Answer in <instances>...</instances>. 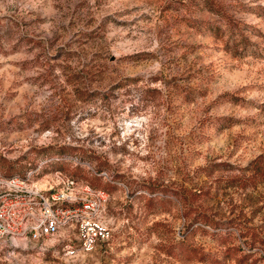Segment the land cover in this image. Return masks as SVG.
Listing matches in <instances>:
<instances>
[{
	"label": "rangeland",
	"instance_id": "374dc122",
	"mask_svg": "<svg viewBox=\"0 0 264 264\" xmlns=\"http://www.w3.org/2000/svg\"><path fill=\"white\" fill-rule=\"evenodd\" d=\"M218 1L237 51L204 0H0V191L25 176L78 208L53 236L0 235V264H264V183L246 171L264 156V0ZM184 202L242 231L196 229ZM80 220L104 230L89 252Z\"/></svg>",
	"mask_w": 264,
	"mask_h": 264
},
{
	"label": "built area",
	"instance_id": "2783aa9c",
	"mask_svg": "<svg viewBox=\"0 0 264 264\" xmlns=\"http://www.w3.org/2000/svg\"><path fill=\"white\" fill-rule=\"evenodd\" d=\"M28 177L13 176L2 181L0 191V235L10 239L38 241L56 234L60 228L70 225L71 216L78 211L70 200L72 197L51 196L45 198L27 187ZM79 248L91 251L98 238L103 236L100 225L80 220ZM73 252V250H72Z\"/></svg>",
	"mask_w": 264,
	"mask_h": 264
},
{
	"label": "trees",
	"instance_id": "16d2710c",
	"mask_svg": "<svg viewBox=\"0 0 264 264\" xmlns=\"http://www.w3.org/2000/svg\"><path fill=\"white\" fill-rule=\"evenodd\" d=\"M204 9L210 12L211 14H213L217 18L215 22H211L207 25L208 32H210L214 37L220 38L224 33L226 34V32L230 31L232 35V39L234 41V44L231 47L235 51H237L240 48V46H242L243 44H246L247 40L243 37V35L239 36L240 34L238 35V31L236 30L239 23L234 19V17L228 14L224 5H222L218 0H204ZM226 29L227 31H225ZM61 151L63 152L64 150H61ZM75 153H77V155H79L81 159H86L88 161V164L90 165V167H92L93 172L100 173L102 171L108 170L110 167L108 165V162L102 161L96 156H91L90 154H86L84 151L75 152ZM216 167L217 168L211 169L208 172V174H211L213 171H216V170H224L226 165L218 164L216 165ZM84 169H86L85 166L77 165L75 166V168H73L72 171L73 172H83ZM205 170H208V168H206ZM246 171L251 172V175H252L251 177L253 179L259 180L257 182L264 183V156L259 155L257 158H255L246 168ZM21 178H25V176H22ZM144 188H146V191L150 193L151 195H155L158 191L163 192V194L165 195L166 194L168 195L169 193L174 194V192L168 191L164 188H160L161 190H158V188H154L151 186H146ZM180 199L182 201L183 200L185 201V199H182V198ZM183 205L185 209L184 217H186L187 219L192 217L191 224L195 226L196 229H199L202 225L208 226L214 231L213 236H219V239H221L223 242L229 239V235L232 234L230 229L234 228V229H238L242 231L238 223H236L233 220H229L225 222L214 220L210 218L208 215H206L205 213H201L195 210H194L195 213L191 212V209L187 206L185 202L183 203ZM223 230H225L224 231L225 233H221ZM240 235L242 237H245V235L242 232ZM244 241H245L244 243L249 246V249L257 248V246H255L256 240H253L254 242H251V244H248L247 240H244ZM259 243L261 245L263 244L262 246L261 245L260 246L262 247L264 251V242L259 241ZM183 250L184 252H188V251L189 253L193 252V254H195L197 257V251L195 249H191V248L188 249V247H184ZM230 250H234V247L228 248L227 251H230ZM201 255H205V254H201ZM246 257H248V255Z\"/></svg>",
	"mask_w": 264,
	"mask_h": 264
}]
</instances>
